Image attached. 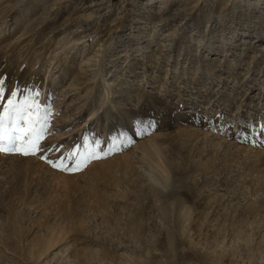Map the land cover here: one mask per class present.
<instances>
[{
	"label": "rangeland",
	"instance_id": "1",
	"mask_svg": "<svg viewBox=\"0 0 264 264\" xmlns=\"http://www.w3.org/2000/svg\"><path fill=\"white\" fill-rule=\"evenodd\" d=\"M0 79V264H264V0H0Z\"/></svg>",
	"mask_w": 264,
	"mask_h": 264
},
{
	"label": "snow or ice",
	"instance_id": "2",
	"mask_svg": "<svg viewBox=\"0 0 264 264\" xmlns=\"http://www.w3.org/2000/svg\"><path fill=\"white\" fill-rule=\"evenodd\" d=\"M30 91V90H29ZM5 81L0 79V97L5 96ZM38 92L26 94L22 99L17 97V91L12 90L7 96V104L4 107V112L0 113V152L15 153L21 155H35L39 151V142L44 138L46 126L49 124L48 111L45 110L41 116L40 105L37 102ZM11 122V129L6 133L4 127L5 119ZM23 120L25 127L19 126V121ZM150 126V125H149ZM143 131L139 125L135 126V135H142ZM123 135V134H122ZM5 136H7V148H5ZM127 142L131 143V137H127ZM75 152H69V158L75 157ZM92 158H99L93 154ZM41 159H46L41 156ZM53 168L59 170H69L64 164L63 158L57 161L46 159ZM81 166V162H77L76 169ZM72 169V170H76Z\"/></svg>",
	"mask_w": 264,
	"mask_h": 264
}]
</instances>
